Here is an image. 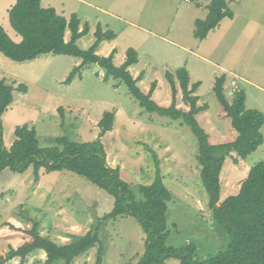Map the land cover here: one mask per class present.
<instances>
[{
  "label": "rangeland",
  "instance_id": "obj_1",
  "mask_svg": "<svg viewBox=\"0 0 264 264\" xmlns=\"http://www.w3.org/2000/svg\"><path fill=\"white\" fill-rule=\"evenodd\" d=\"M59 15L79 20L88 33L76 45L87 50L95 42L97 27L111 31L116 38L103 41L96 49L99 57L114 50V65L124 63L126 51L136 52L138 62L129 72L137 87L148 93L159 107L171 104V88L165 74L186 69L190 86L199 83L194 93L206 110L194 116L211 145L235 140L236 130L215 97V79L224 77V95L231 102L237 92L245 95L246 109L264 115V0H234L228 4L233 18H224L202 41L193 36L195 21L203 20L210 0H40ZM0 26L19 43L8 14H0ZM80 59L65 55L38 57L29 62L10 61L0 53V81L25 93L14 91L13 104L4 112L2 139L5 147L13 142L16 126H34L40 147L54 146V139L65 137L75 142L100 139L108 167L119 169L120 179L133 186L151 185L159 170L164 186L172 195L167 203L166 244L175 248L193 244L196 258L211 257L225 249L228 236L214 222L209 197L200 180L197 162L198 139L191 127L149 113L139 106L121 80L105 79L103 69L86 65L70 83L64 81ZM178 85V83H177ZM176 107H188L178 87ZM105 113L114 115L112 130L100 136L99 121ZM262 145L244 160L235 153L223 163L220 202L238 194L249 169L264 162V124ZM238 163L234 162V158ZM29 166L22 174L5 169L0 173V256L23 244L26 231L36 226L42 237L63 245L82 237L98 218L108 213L114 199L84 178L66 171L38 170ZM101 220V219H100ZM145 234L131 216L101 222L100 244L103 264H136L144 253ZM98 247L72 264H94ZM27 255L32 264L39 251ZM19 257L6 264H19ZM44 262V261H43ZM42 262V263H43ZM165 264H180L167 259Z\"/></svg>",
  "mask_w": 264,
  "mask_h": 264
},
{
  "label": "trees",
  "instance_id": "obj_2",
  "mask_svg": "<svg viewBox=\"0 0 264 264\" xmlns=\"http://www.w3.org/2000/svg\"><path fill=\"white\" fill-rule=\"evenodd\" d=\"M234 0H210L208 13L203 20L195 21L193 36L200 41L215 29L224 18H233L228 4ZM8 22L20 36L19 43L13 42L0 26V53L10 61L23 63L46 55L72 56L81 63L72 70L64 81L70 83L75 75L88 64H95L105 72V79L121 80L131 96L149 113H157L172 120H181L191 127L198 139L200 180L209 197V209L214 222L220 224L228 236L224 250L215 255L198 260L193 244L175 248L166 244L169 236L167 229V203L172 200L171 193L164 186L159 170L151 185L133 187L119 177V169L106 164V154L100 139L92 142H75L65 137L54 139V146L40 147L34 126L22 124L13 130V142L5 147L2 139L1 117L13 101V92H26L19 84L16 88L0 81V173L5 169L22 174L29 166L34 169V182L38 181V170L46 172L66 171L76 174L103 190L114 199L112 209L98 218L90 229L76 240L63 245L42 237L33 226L26 231L24 243L16 249L10 248L5 256H0V264H6L19 257L24 263L27 255L44 251L42 264H72L73 261L98 247L95 263L103 264V247L99 240L101 222L115 220L122 216L133 217L145 234L144 253L136 264H165L167 259H176L180 264H264V162L252 166L246 179L240 184L238 194L220 202V172L227 157L235 153L244 160L263 143L260 132L264 115L255 109H246L245 95L237 92L231 102L224 95V77L215 79L213 92L219 101L231 126L236 130L235 140L211 145L207 135L198 126L194 116L206 106L197 104L194 94L199 83L190 86L186 69L180 68L175 74L167 72L165 77L171 88V104L162 108L150 98L156 88L152 83L148 93H143L129 69L138 62L134 50L128 49L124 63L114 65V50L108 57H99L96 49L103 41H113L116 36L111 31L96 28L95 42L87 50H81L76 42L88 33V26L79 29V20L72 14L68 19L56 13L53 8H42L40 0H15L8 11ZM69 40L65 41V32ZM178 83V85H177ZM178 87L182 100L188 107L183 111L176 107ZM114 115L105 113L99 121L100 137L112 130ZM237 163V159H233ZM101 219V220H100Z\"/></svg>",
  "mask_w": 264,
  "mask_h": 264
},
{
  "label": "crops",
  "instance_id": "obj_3",
  "mask_svg": "<svg viewBox=\"0 0 264 264\" xmlns=\"http://www.w3.org/2000/svg\"><path fill=\"white\" fill-rule=\"evenodd\" d=\"M41 3V2H40ZM15 4V0H0V14H8V11L9 9ZM42 8H45L43 6H41ZM46 8H50V7H46ZM57 13V12H56ZM58 14V13H57ZM68 19V18H67ZM79 29L81 30V27H80V23H79ZM69 31H66L65 32V41H68L69 40ZM83 38V37H82ZM82 38H80L79 40H81ZM78 40V41H79ZM103 43V42H102ZM101 43V44H102ZM100 44V45H101ZM99 45V46H100ZM46 56H50V55H46ZM14 102V101H13ZM13 102L11 104H13ZM9 147V146H8ZM234 158V157H233ZM238 159H237V163H238ZM236 163V164H237ZM40 253V258L39 259H36L38 261H36V264H42V262L45 260V253L44 251H39ZM34 254H31V256H33ZM28 257V261L26 264H32L33 260L34 259H31L33 257Z\"/></svg>",
  "mask_w": 264,
  "mask_h": 264
}]
</instances>
